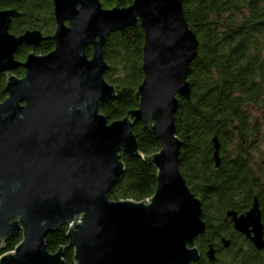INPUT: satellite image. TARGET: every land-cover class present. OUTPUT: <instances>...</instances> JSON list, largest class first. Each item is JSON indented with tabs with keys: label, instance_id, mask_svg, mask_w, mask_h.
Listing matches in <instances>:
<instances>
[{
	"label": "water",
	"instance_id": "95a60500",
	"mask_svg": "<svg viewBox=\"0 0 264 264\" xmlns=\"http://www.w3.org/2000/svg\"><path fill=\"white\" fill-rule=\"evenodd\" d=\"M53 1L57 25L49 36L36 29L12 33L20 11L0 10V72L8 73L7 97L0 101V251L6 239L24 232L0 264H68L46 241L63 225L75 264H197L196 239L207 223L202 200L179 167L183 142L174 122L178 97H191L188 77L199 46L183 0L111 8L101 0ZM137 23L145 35L139 106L110 122L99 111L100 102L116 96L105 78L104 47L112 33ZM46 40L55 43L48 53L16 59L21 45L37 48ZM20 67L22 77L13 74ZM138 122L160 142L159 152L144 157L157 168V189L145 201L112 200L109 193L126 169L121 152L140 155ZM214 142L218 167L220 144ZM227 216L264 249L257 198L245 213ZM223 243L230 246L227 238ZM206 254L216 260L212 243Z\"/></svg>",
	"mask_w": 264,
	"mask_h": 264
},
{
	"label": "trees",
	"instance_id": "16d2710c",
	"mask_svg": "<svg viewBox=\"0 0 264 264\" xmlns=\"http://www.w3.org/2000/svg\"><path fill=\"white\" fill-rule=\"evenodd\" d=\"M103 6H129L133 0H101ZM16 8L10 31L20 35L39 30L49 36L55 32L53 0H0V10ZM185 17L196 33L198 56L192 62L188 81L189 100L179 98L174 114L176 135L182 140L179 167L188 185L201 198L206 233L196 239L203 254L198 264H264V249L250 241H236L229 210L248 211L258 199L264 225V0H183ZM145 35L140 23L110 35L105 47L109 68L106 80L116 88V96L100 102L99 111L111 121L126 117L139 106L138 89L144 79L143 47ZM55 46L43 41L37 48L21 45L15 54L19 61L32 52L45 54ZM92 47L87 54L92 56ZM13 74L22 77L20 67ZM8 73L0 72V101L5 93ZM140 155L121 152L125 172L112 187V200L145 201L158 185L157 168L144 157L160 151V142L143 123L134 126ZM217 138L221 163L214 153ZM69 226L63 225L47 235L51 253L60 250L68 264H75V249L69 247ZM232 245L215 262L205 256L209 244L222 237ZM24 238L21 230L4 242L0 257L15 251Z\"/></svg>",
	"mask_w": 264,
	"mask_h": 264
},
{
	"label": "flooded vegetation",
	"instance_id": "af4514ba",
	"mask_svg": "<svg viewBox=\"0 0 264 264\" xmlns=\"http://www.w3.org/2000/svg\"><path fill=\"white\" fill-rule=\"evenodd\" d=\"M263 222V221H262ZM235 229V228H234ZM235 231H236V235L234 236L235 237V239H236V241H238V242H240V243H242V242H244V241H250V242H252L248 237H246V235H244V234H242V233H240L239 231H237L236 229H235ZM223 238H225L224 236L221 238V240H220V243L218 242V241H214V242H212V244H213V246L215 247V249H216V260H217V258H218V256H219V254L220 253H226L227 251H228V249H230L231 248V245H232V241H231V238H229V237H227V239L228 240H230V246L227 248V247H225L224 246V243H223ZM253 243V242H252ZM211 244V243H210ZM209 244V245H210ZM255 246V245H254ZM203 256V254L201 253V257ZM205 256L207 257V259L209 260V258H208V256H207V254H205ZM201 259V258H200ZM215 260V261H216ZM210 261V260H209ZM214 261V262H215ZM212 262V261H211ZM197 264H198V262H197Z\"/></svg>",
	"mask_w": 264,
	"mask_h": 264
}]
</instances>
